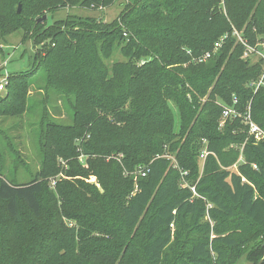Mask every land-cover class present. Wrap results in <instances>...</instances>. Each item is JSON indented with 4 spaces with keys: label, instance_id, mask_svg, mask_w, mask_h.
Wrapping results in <instances>:
<instances>
[{
    "label": "trees",
    "instance_id": "obj_1",
    "mask_svg": "<svg viewBox=\"0 0 264 264\" xmlns=\"http://www.w3.org/2000/svg\"><path fill=\"white\" fill-rule=\"evenodd\" d=\"M114 1L0 0V41L19 30L32 34L44 49L37 71L45 89L72 111L70 126L43 116V165L34 177L16 182L0 168V264H233L250 240L245 258L258 264L264 138L247 136L241 118L225 122L231 133L246 134L234 141L243 160L231 172L236 157L215 134L221 105L234 99L264 132V88L248 86L263 60H243L245 46L234 35L257 47L264 0H129L112 22L90 18L44 30L35 18L66 3L108 8ZM115 51L123 61L112 60ZM206 52L208 60L195 61ZM9 79L0 115L16 116L30 81ZM175 134L176 145L184 139L179 169L163 156L166 146L176 149ZM204 138L199 176L196 142ZM59 158L67 168L58 167ZM138 167L144 177L133 176ZM60 172L70 179L51 189L46 179ZM90 175L99 188L82 180Z\"/></svg>",
    "mask_w": 264,
    "mask_h": 264
},
{
    "label": "rangeland",
    "instance_id": "obj_2",
    "mask_svg": "<svg viewBox=\"0 0 264 264\" xmlns=\"http://www.w3.org/2000/svg\"><path fill=\"white\" fill-rule=\"evenodd\" d=\"M128 3L129 0H115L112 6L108 8L98 6V4L82 6L78 3L72 5L66 3L64 7H58L54 11L44 10L35 18H37V20H41L40 24L42 25V30L52 28L54 26L63 28L72 22L90 18L95 19L97 22L109 23L120 16L125 5ZM18 5L21 9V3H18L17 6ZM44 16L45 19L42 20ZM34 39L35 38L32 34H27L24 31L19 30L7 35L2 41H0V83L4 85L3 90H0V97L4 96L5 88L11 76H24L25 78H28V82L30 81L28 91H26L25 95V109L23 113L16 116L0 115V168L10 180L16 182H26L30 180L43 165L41 143L42 133L44 131L46 121L48 120L62 126H70L72 123V111L70 106L64 102L61 95L52 90H46L44 87L42 79L39 75L40 71H37L40 69V63L44 58V49L42 44L38 43ZM256 50L264 56V36L262 37L261 42L257 45ZM112 60L123 61L124 58H122L120 54L115 51L112 56ZM262 60L263 72L264 59ZM253 81L248 84L249 87ZM250 88L253 92H256L258 89L264 87H260L256 91L254 88ZM217 103H220L219 99H217ZM170 104L171 103L169 102V105ZM226 107L231 106L221 105V116L217 119L218 125L215 137H218L217 139H219L221 143L220 148L222 147L224 152H233V155L236 157V161L229 168V170L231 172H236V167L238 163L242 162L243 158L241 156L240 144L235 143L234 141L240 137L242 139V136H246V134L244 135L245 129L247 136L250 137V134L246 126H244L245 129H241V131H239L241 135L239 133L238 135H235L234 131L231 133V131H229L230 129L226 128L225 122L234 120L231 118H223L222 111ZM44 115L46 116V119H44ZM173 115L175 130H177L178 118L176 112L173 111ZM43 119L45 120L44 125ZM178 140L179 137L175 134L171 142L174 143L173 145H176ZM244 140H246V138ZM183 141L184 139L179 141L174 151H171L169 146H166L164 149L163 156L169 160L170 164H172L176 169L178 168L177 150L183 144ZM207 143L208 141L205 138L198 139L196 142L198 149L196 150L194 162L199 169V176L202 174V166L204 162V158L201 159L200 155L203 152H206V155L208 154L206 151ZM78 158L79 163L84 165L83 156H79ZM111 158L119 161L121 155L116 157L111 156L107 159ZM57 164L60 169L67 168V161L63 159H57ZM142 170L143 169L141 167H138V169L132 173L133 176L137 177ZM64 175V173L60 172L55 177L53 176L54 178L51 176L48 177L46 179L47 184H49L51 189H54L56 180L70 179ZM181 175H186V172H182ZM82 180L86 183L95 184L99 188V185L96 182V177L93 175H90L87 178H82ZM200 199L203 201V198ZM209 206L210 205L206 203V207L208 208ZM203 220L207 221L210 226L213 225V222L208 220L207 217H204ZM64 221L67 225L74 226L73 223H70L67 220ZM95 236H98V234H95ZM243 240L246 239L243 237ZM253 240H255L254 244H259L264 240V237L258 235L257 237H253ZM246 245L250 248L252 246V241L250 240L247 244L245 243L240 245L239 249L242 251V254H244L238 258L235 257L232 259L233 264H252L245 258V254L248 251L245 248ZM216 259L215 263L217 264L218 259Z\"/></svg>",
    "mask_w": 264,
    "mask_h": 264
},
{
    "label": "built area",
    "instance_id": "obj_3",
    "mask_svg": "<svg viewBox=\"0 0 264 264\" xmlns=\"http://www.w3.org/2000/svg\"><path fill=\"white\" fill-rule=\"evenodd\" d=\"M234 35L238 38V40L245 46L243 55H242V59L243 60H253V59H264V56L261 55V53H259L256 48H252L250 46L245 45V43L240 39V37L234 32ZM222 40V39H221ZM220 40V41H221ZM220 46V42H217L214 44V49L213 52ZM211 56V52H206L203 55H201L200 57H198L195 61L198 63H203L206 60H208ZM250 87L254 88V90L256 91L258 88L260 87H264V67H263V72L261 73V75L259 76V78L256 81H253L250 84ZM4 85L2 83H0V90H3ZM255 93V92H254ZM237 103L236 99L233 100V106L231 107H226L223 109L222 111V116L224 119L227 118H231V119H235V118H241L243 124L248 128V132L250 134L251 137H253L256 141H259L260 139L264 138V132L259 128L258 125H256L250 117V109L249 107H247L246 112L243 114L239 111H237L234 108V105ZM206 156V152H203L200 155V158L203 159ZM140 175L142 177L145 176V172H141ZM192 191L194 192V189L192 188ZM172 226V225H171Z\"/></svg>",
    "mask_w": 264,
    "mask_h": 264
},
{
    "label": "water",
    "instance_id": "obj_4",
    "mask_svg": "<svg viewBox=\"0 0 264 264\" xmlns=\"http://www.w3.org/2000/svg\"><path fill=\"white\" fill-rule=\"evenodd\" d=\"M17 13H20V6L18 5V7H17V11H16ZM45 19V16L42 18V20H44ZM41 20H38V22H40ZM264 259V258H263ZM263 259H261L260 261H259V263L258 264H262V262H263Z\"/></svg>",
    "mask_w": 264,
    "mask_h": 264
}]
</instances>
